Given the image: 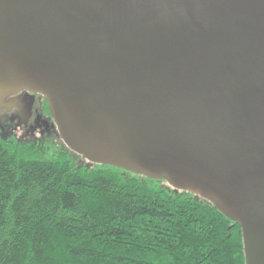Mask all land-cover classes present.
<instances>
[{
	"label": "water",
	"instance_id": "obj_1",
	"mask_svg": "<svg viewBox=\"0 0 264 264\" xmlns=\"http://www.w3.org/2000/svg\"><path fill=\"white\" fill-rule=\"evenodd\" d=\"M98 165L199 193L264 264V0H0V95Z\"/></svg>",
	"mask_w": 264,
	"mask_h": 264
},
{
	"label": "trees",
	"instance_id": "obj_2",
	"mask_svg": "<svg viewBox=\"0 0 264 264\" xmlns=\"http://www.w3.org/2000/svg\"><path fill=\"white\" fill-rule=\"evenodd\" d=\"M80 158L0 132V264H246L241 226L212 203Z\"/></svg>",
	"mask_w": 264,
	"mask_h": 264
},
{
	"label": "rangeland",
	"instance_id": "obj_3",
	"mask_svg": "<svg viewBox=\"0 0 264 264\" xmlns=\"http://www.w3.org/2000/svg\"><path fill=\"white\" fill-rule=\"evenodd\" d=\"M16 94L0 95V132L1 133H13L17 139L24 143L29 142H42L51 143L55 142L58 145L66 147L72 153L78 155L80 163L92 167L98 165L93 161L86 158L84 155L76 152L72 149L62 137V134L54 120L50 117V123L36 122L38 113L36 112L38 103L31 108L27 109L26 106L21 107L20 105L13 102V98ZM44 97V96H43ZM6 130V131H5ZM164 184L176 191H183L176 187L168 180H162ZM200 199L206 200L212 203L208 198L204 197L199 193H192ZM213 204V203H212Z\"/></svg>",
	"mask_w": 264,
	"mask_h": 264
},
{
	"label": "flooded vegetation",
	"instance_id": "obj_4",
	"mask_svg": "<svg viewBox=\"0 0 264 264\" xmlns=\"http://www.w3.org/2000/svg\"><path fill=\"white\" fill-rule=\"evenodd\" d=\"M13 102L20 105L21 107L26 106L27 109L31 108L36 103H38V107L36 110V112L38 113L36 122H42L47 124L50 123V117L46 114L45 99L42 95L22 90L14 96Z\"/></svg>",
	"mask_w": 264,
	"mask_h": 264
}]
</instances>
